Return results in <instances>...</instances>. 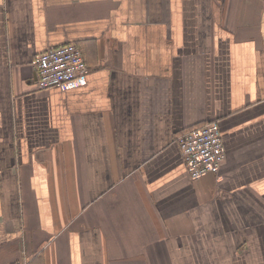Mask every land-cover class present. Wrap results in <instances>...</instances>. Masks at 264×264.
Instances as JSON below:
<instances>
[{"label": "crops", "instance_id": "1", "mask_svg": "<svg viewBox=\"0 0 264 264\" xmlns=\"http://www.w3.org/2000/svg\"><path fill=\"white\" fill-rule=\"evenodd\" d=\"M69 42L91 73L39 89ZM0 264H264V0H0Z\"/></svg>", "mask_w": 264, "mask_h": 264}, {"label": "built area", "instance_id": "2", "mask_svg": "<svg viewBox=\"0 0 264 264\" xmlns=\"http://www.w3.org/2000/svg\"><path fill=\"white\" fill-rule=\"evenodd\" d=\"M34 63L39 72V89L77 86L92 71L82 49L73 42L47 48L36 56ZM177 142L193 179L222 168L226 147L217 121L184 131Z\"/></svg>", "mask_w": 264, "mask_h": 264}]
</instances>
